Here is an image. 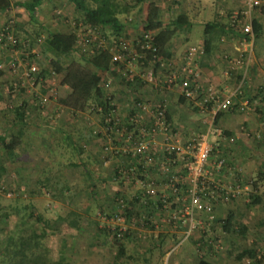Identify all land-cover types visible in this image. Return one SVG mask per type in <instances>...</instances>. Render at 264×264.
<instances>
[{
	"label": "rangeland",
	"instance_id": "374dc122",
	"mask_svg": "<svg viewBox=\"0 0 264 264\" xmlns=\"http://www.w3.org/2000/svg\"><path fill=\"white\" fill-rule=\"evenodd\" d=\"M19 1L25 0H11L13 3ZM211 1L212 0H200L202 5L206 3L209 4V6H205L207 7V17L209 20H212L214 12L218 11L216 10V7L218 6L212 5L210 3ZM170 3V0H160L161 5H168ZM183 4L186 8L189 7L191 10H193V6H197V3H194L193 0H184ZM17 8L22 9L23 12H17ZM204 11L206 13V10H202V15H205ZM22 14H24L25 19L22 18ZM133 14L134 13L132 12L120 16L124 23L121 37L128 42L130 48H135V44H137L142 30L140 19ZM173 14L174 6L171 7V10L166 9L162 13L163 21L169 22ZM129 17L131 20H129ZM11 19L14 22V34L20 40V47H17L16 50H11V47L0 44V65L6 70V73L3 76H0V79L3 80L2 82H10V84L12 82V85L14 83V93L19 95L24 94L28 99L33 98L31 101L33 102L36 99L34 93H45L47 89L44 90V88H47V84L57 89L61 78L60 76L51 73L46 75V78H44L45 80L39 78V82L33 89L27 90L19 87L17 84V78L14 76L11 69V63L12 61L20 63L24 62L25 53L28 51L24 41H29L31 47L35 46L40 51V44L43 42L44 37L49 31L71 32L77 30V33H79L82 32L80 24L85 26L93 24L83 23V20L80 19V13L74 8L73 4L67 0L43 1L41 5L36 8L35 20H31V14L28 10L23 7L14 6L9 10L0 12V28ZM195 27L197 28L199 35L202 34L204 26L202 24H195ZM93 30L96 32L95 34L98 38L103 39L104 43H110L111 47H113V40H115L118 35L113 33L110 28L107 26H95V29ZM189 43L194 42L193 40H190ZM180 45L182 46L184 43L182 42ZM175 46L176 43L173 38L171 48H174ZM86 48H91V46H83L77 42V52L69 53L65 56V61L71 62L78 58L77 53L85 55L90 54L91 51ZM33 60L37 62L40 72L43 67L50 68V66H48V58H46L45 55H42V53H40L39 57H35ZM19 65L22 67V64ZM135 69L138 71V68ZM111 77H115L116 79H112V81L108 83L107 90L108 92L115 93L114 95L120 101V107L123 108L125 101L128 98L127 94L129 93V90L133 89L137 92L141 87H138L139 84H133L128 87L125 86L126 84L120 85L121 83L119 82L118 76L109 74V72L102 73V78L105 83H107V80ZM142 87L147 89L150 95L154 93L153 89L149 86L144 85ZM3 88L6 90L4 91L5 94L9 95L11 90L10 85H8V87L3 86ZM164 97L167 100V108L169 109L170 105L174 108L173 91L167 92ZM54 103L56 104V100H51L42 106L39 104L35 105L45 112H54V108H52ZM57 110L60 111L61 109L57 108ZM84 112H86L85 120H82L84 122V127L86 126V128H88V130L90 129V132H92L97 128L99 117L92 113L93 111L89 112L87 110ZM170 117L174 122V118L172 116ZM71 118L72 117H70V123L74 127L75 123ZM51 124L53 125L54 123ZM58 130L59 129L54 132L57 137L51 134V137L54 139V144L52 143V145H54L53 147H48L46 145L47 143H44L45 141L48 142L47 140L43 141L38 138L39 140L36 141L34 148V158L29 157L32 155V150L24 149V154L26 158H29L28 160L24 159L22 165L6 161L3 166L4 170L0 171V184H4L10 190L16 188V191L19 193L18 196H21L23 199L21 202L24 204H26V202L28 203L29 197L33 202V205H31L29 209L25 210L22 208L19 215L11 213L8 218L0 217V259L4 258V251L12 237L15 238L18 234H26L31 230L44 234V237L40 239L39 248L35 250L32 264H152L155 261H158L159 264H197L194 243L200 242L202 233L205 234L206 240H211L209 246H207L208 243L204 244L202 248L203 256H205L207 260H210L211 258L216 259L219 255H221L220 257L224 256L222 253H225L228 249L225 250L226 247L222 244L224 241V235L220 233V225L211 223L212 225L209 226V229L207 227L204 229L193 228L192 230H189V219L184 223L179 219L182 204L186 202L185 191L181 201L178 203L169 202L166 209H163L162 207L160 208V205L157 204L160 196H158V198L148 197L154 201L152 204L153 207L148 206V204L145 203L147 207L142 211L139 217L133 214L132 216L134 217L129 216V218H127L125 215L128 206L127 202L130 203V201H133L137 196H141L144 199V196L140 193L141 189L133 178H125L123 182L107 179L108 177H112L114 169H118L119 165L118 162L113 163L112 161L115 160L116 157L104 154L101 147H96L92 151L89 149L87 150V152H92V160H96L95 165L91 166L92 173L95 178L98 175L100 176L97 178V183L91 185L94 187L92 191H95L97 195L94 196L90 194L88 184L85 183L75 171H73V166H71L76 155L72 154L69 148L60 146L59 142L61 139L59 138L60 134L57 132ZM92 135L94 136L95 141H97L98 136L93 132ZM254 140L256 139L254 138ZM96 143L100 146L99 141ZM3 151L5 150L3 149ZM84 152L85 151H82L81 153ZM87 156L89 157L88 154ZM103 161H105V163H103ZM96 163H99L100 168H97ZM59 169L66 171L67 176L70 179L69 183L66 181L61 182L56 179L63 178L60 174H58V176L54 173L55 171L58 172ZM178 169L182 174L184 181L183 186L186 188V186H188V179L186 178L182 161L181 165L178 166ZM140 173L141 170L137 172L138 176ZM242 173L238 176L233 175L235 180H237L238 177H241ZM50 175L51 178L48 179ZM71 175H75L73 179L71 178ZM42 178L43 183L46 184H50L51 180L52 182L53 180L57 181L56 184L61 186L62 184H67L70 187L68 189L69 192L66 195V193L62 191L65 195L59 193L57 197L48 196L47 193L43 191V183L40 182V179ZM115 191H117L118 195H121V200H117ZM14 197L17 196L15 195L13 198ZM13 198H0L2 206L8 204L6 210L9 212L10 208L16 206V202ZM169 198L171 199V197ZM232 199L235 201L239 200L237 197ZM232 199L221 203H225L226 205V203L232 202ZM240 199L244 200V197H241ZM249 200L250 197H248V201ZM36 206H38V209ZM18 208H21V206L18 205ZM33 208L37 210L35 216L39 215L40 220L33 216H28L30 210ZM137 208H139V205L130 204L128 210H130L131 213H135ZM68 209L80 210L83 214H91L93 222L89 223L90 221L88 220L89 222L79 229L64 225L58 221L57 214L60 213V215H64ZM60 210L63 211L60 212ZM149 213H152V215L150 216ZM214 215L217 217L215 207ZM201 216H203V214L195 215L193 218L199 219ZM44 217H51L53 220H57V222L50 221L44 225ZM203 217L205 218V216ZM148 219L150 220L149 223H145ZM116 231H122L129 236H127L128 238L125 237L123 240L125 245V256L119 261L114 259L115 253L117 252L116 245L110 240V235L114 234ZM162 240L164 241L161 242ZM213 244H216V247L212 246ZM231 250L232 249L225 253L231 260V264H249L246 258H243L240 262L233 260L234 253L233 251L231 252ZM187 258H190L191 261H184Z\"/></svg>",
	"mask_w": 264,
	"mask_h": 264
},
{
	"label": "crops",
	"instance_id": "0c3cea01",
	"mask_svg": "<svg viewBox=\"0 0 264 264\" xmlns=\"http://www.w3.org/2000/svg\"><path fill=\"white\" fill-rule=\"evenodd\" d=\"M43 1L45 0H42L39 5ZM193 1L197 3L195 2L196 0ZM210 3L218 6L216 10L219 8V15L217 14L218 11L214 12L213 19L220 20L221 23H226L224 16L226 9L243 10L247 8L244 0H212ZM196 5L193 6V10L187 7V9L191 10H187L191 23L186 28H182L177 32L174 37L176 46L169 48L172 53L171 57H174V59L181 58L189 46L203 45L204 43L205 23L209 21L207 7L205 6H209V4L202 5L198 2ZM16 10L19 13L23 12L22 9L17 8ZM202 10H206V13L204 11L205 15L201 14ZM261 12V9L253 8L250 10L247 18L252 27L254 19L261 23V32L257 36L255 34L252 42L243 43L242 34L239 31L228 29L226 31L224 29L222 33L214 34L215 36L209 48H204V53L196 61V67L199 72L196 82L200 89L212 88L221 97H231L232 99V108L218 112L214 118L213 127L221 129L227 135H233L235 143L227 145L217 139L213 134V128L208 130L207 119L209 118V111H200L197 107H193L191 105L193 102L183 98L178 86H175L174 90H172L174 108L170 105L168 109L169 116L174 118L177 133L174 138V144L182 147L188 142L193 141L197 136L208 132V141L214 146L212 156L207 165L209 179L227 187H239V193L236 195L239 200L235 201L231 198L232 202L226 203V205L225 203H221L223 201H220L216 203L215 211L220 220L229 212L234 213L233 226L235 230L229 234L223 232L222 229L220 230V233L224 235L222 244L226 247L225 250L232 249L231 252L233 251L234 253L233 260L240 262V260L246 258L249 264H256L258 260V264H264V139L261 141L254 140L253 136L258 132H262L264 128V84L262 82L264 74V14ZM22 18L25 19L24 14H22ZM195 24H202L204 26L202 34L199 35ZM190 40H193L194 43H189ZM182 42L184 45L181 46L180 43ZM240 55L245 57L248 63L247 67L229 68L226 60ZM0 70L2 71L0 76H3L6 70L1 65ZM2 81L0 79V139L8 142L13 136L19 134H21V138L19 140L20 145L12 153H6L0 146V171L4 170L3 166L6 161L22 165L24 159L28 160L29 158H26L24 154V149L32 150V155L29 157L34 158V148L36 141L39 140L38 138L43 141L47 140L48 142L45 141L44 143H47L48 147H53L52 143L54 139L51 137V134L57 137L54 132L59 129L57 132L60 134V146L69 148L72 154L76 155L71 164L74 169L73 171L88 184V181H90L88 171L93 174L91 166H94L96 161L92 160L93 155L90 151L96 147L100 148V146L96 143L99 139L95 141L90 129L88 130L86 126L84 127L82 120H85L86 112H66L61 105L57 106L55 103L52 106L54 112H45L35 105L37 104L36 100L31 102L33 98L28 99L24 94L19 95L14 93V83L12 85V82L10 84V82ZM8 85H10L11 89L9 95L5 94L4 91L6 90L3 88V86L8 87ZM133 92L130 90L129 94ZM134 93L150 101L156 99L157 96L154 93L150 95L148 90L143 87ZM245 102L248 103V109L245 112H239L236 108L237 105ZM16 104H23L20 111H16ZM57 108L61 110L58 111ZM70 117H72L71 120L75 123L74 127L70 123ZM49 121L54 124L52 125ZM88 149L90 150L89 152H87ZM82 151L85 152L81 153ZM218 154H222L231 166L226 165L218 169L213 162L214 157ZM112 161L113 163H117L119 159L115 158ZM179 165H181V160H178L177 167ZM96 166L100 168L99 163H96ZM238 166H241L244 170L241 177L235 180L233 168ZM54 173L55 175L60 174L63 177L60 181L70 182L66 171L59 169L58 172L55 171ZM51 175L48 179L51 178ZM75 175H71V178L73 179ZM98 177L100 176L94 177L96 180L95 184L98 181ZM157 183L161 193H168L170 191L169 186L164 180L159 179ZM43 191L48 196H52V193H54L53 190L51 192L50 190L47 191L45 187ZM89 192L92 195L97 194L91 189H89ZM252 195L257 196V202L250 205L251 201H248V197ZM241 197H244V200H241ZM144 198H147V196H144ZM32 210H30L34 214L32 216L34 218L39 217V215L35 216L37 210L35 208ZM62 211L60 210V212ZM76 211L81 212L80 210ZM57 217L58 221L64 225H68L60 213L57 214ZM90 220L89 223H92V216ZM50 221L57 222V220H53L51 217H44L43 224L46 225ZM82 226L80 225V228ZM249 250V253L256 255V259L253 260L249 257L250 255L247 253ZM225 253H222L223 257L219 255L216 259L211 258L212 260H207L206 257L205 259L212 264H231V260ZM184 261L191 260L187 258Z\"/></svg>",
	"mask_w": 264,
	"mask_h": 264
},
{
	"label": "built area",
	"instance_id": "2783aa9c",
	"mask_svg": "<svg viewBox=\"0 0 264 264\" xmlns=\"http://www.w3.org/2000/svg\"><path fill=\"white\" fill-rule=\"evenodd\" d=\"M245 3L247 8L233 10L227 28L231 31H239L242 34L243 43H250L254 39V32L247 18L253 8H264V0H245ZM129 20H131L130 17ZM13 24L11 19L0 28V44L16 50L20 47V40L14 34ZM80 25L82 32L77 33L80 45L91 46V48H86L91 52L99 48H107L112 53L114 69L124 78V84H139L138 87L147 85L157 95L156 99L150 101L141 98L132 89L134 92L127 94L128 98L123 108L120 107V101L115 95H109L110 109L102 115L97 128L92 131L98 136L101 150L106 155L119 157L118 165L120 166L117 172L122 180L135 179L143 196L150 198L160 196L158 201L163 209L167 208L169 202L181 201L185 191L186 202L180 209L181 222L184 223L189 219V230L207 227L209 229L216 219L214 215L216 203L226 202L236 197L239 187H227L209 179L207 165L214 146L208 141V132L197 136L182 147L174 144L176 128L168 116L167 100L164 97L167 92L178 86L181 95L193 102L191 103L193 107H197L200 111H209L208 130L213 128V134L217 139L227 145L235 143L233 135H227L221 129L213 127L214 118L218 112L232 108L231 97H221L212 88L201 90L196 82L199 74L196 61L204 53L203 45L189 46L179 59L161 58L153 46L151 31L142 28L137 41L141 47L138 50L130 48L121 35L113 40L114 44L111 47L110 43H104L103 39L98 38L93 25ZM24 44L28 49L24 62L12 61L11 69L17 78L18 86L29 90L35 88L39 82L37 76L40 68L33 59L39 57L40 51L35 46L31 47L29 41H24ZM147 50L150 53H147ZM226 61L229 68H246L248 65L243 55L228 58ZM18 63L22 64V67ZM135 68H138V71ZM112 79L116 78H109L106 84L109 85ZM262 82L264 84V74ZM46 87L45 93H34L37 104L41 106L58 97V89L49 84ZM236 108L239 112H245L248 109V103L239 104ZM253 136L259 141L263 140L264 128L262 132ZM178 160L183 162L188 179L186 188L183 186L182 174L177 167ZM213 162L218 169L230 165L222 154L216 155ZM139 170L141 173L138 176ZM242 171L241 166L233 168L234 176L240 175ZM159 179L164 180L169 186L168 193L159 191L157 183ZM15 195H18L15 191L0 184V197L11 198ZM199 214H203L205 218L203 216L199 219L193 218ZM209 243L211 244V240H208V246ZM212 246L216 247V244Z\"/></svg>",
	"mask_w": 264,
	"mask_h": 264
},
{
	"label": "trees",
	"instance_id": "16d2710c",
	"mask_svg": "<svg viewBox=\"0 0 264 264\" xmlns=\"http://www.w3.org/2000/svg\"><path fill=\"white\" fill-rule=\"evenodd\" d=\"M41 1L42 0H25L22 2L12 3L11 0H0V12H4L6 10L11 9L13 5L21 6L30 12L31 20H35L36 7L39 6ZM67 1L72 3L74 8L80 13V19L83 20V23L93 24L94 27L107 26L112 30L113 33L117 35H121V31L124 29V23L122 22V17L120 18V16L133 12V15L140 19L141 27L143 28V30L152 32L153 46L156 48V53L161 58L171 57L172 53L170 52L169 48H171L172 39L176 36L177 32L180 29L186 28L191 23L187 12V10L189 9L184 6V0H170L171 3L168 5H161L160 0ZM196 2L197 4L198 2L200 4V0H196ZM171 5L174 6V14L169 20V22H164L162 13L166 9L171 10ZM256 8L261 9V13L264 14V8ZM233 9L234 8L226 9L224 13L226 23H221L220 20L216 19L209 20L205 23V35L203 43V47L205 49L209 48V45L211 44L215 33H222L224 29L227 31L229 18L231 13L233 12ZM217 10V14L219 15V8ZM252 23V28L255 37V34L257 36L259 32H261V23L256 19H254ZM77 42L78 36L77 31L75 30L71 32L49 31L44 37L43 42L40 44V53H42V55H45L46 58H48V66H50V68L48 69L46 67H43L37 77L43 80L44 78H46L47 74L51 73L60 76L61 80L57 87V106L61 105L63 109L66 110V112L72 113L84 112L87 110L89 112L93 111L92 113L96 114L99 119H101L102 115L106 114L107 110L110 109L109 95L113 96L115 94L114 92H108V86L105 81H103L102 73L109 72V74L118 76L119 82L121 83L120 85H123L125 83V80L124 78H122L121 75H119L115 71L114 63L112 62V53L107 48L96 49L94 52H91L88 55L77 53L78 58L72 60L71 62H66L65 56H67L69 53L77 52ZM135 48L139 50V48H141L140 43L137 42V44H135ZM147 53H150V51L147 50ZM1 74L2 71L0 70V75ZM125 86L128 87L130 85L127 84ZM44 90H46V88H44ZM15 107L16 111H20V109H22L23 107V104H16ZM99 107L101 108V110L98 111L97 109ZM20 138L21 134L13 136V138H11L8 142L0 139V146L5 150L6 153H12L15 148L20 145ZM116 169H114L112 177H108L107 179L113 181L118 180L123 182ZM88 172V177H90V181L88 182V189L92 190L94 187L91 185L95 183L96 180L93 177L94 174H91L90 171ZM56 179L60 181V179ZM40 182L43 183V178L40 179ZM50 182V184L43 183V188L45 187L47 191L50 190V192L53 190V197H57L58 193H62V191L65 192L66 195L69 192L68 189L70 187L67 184H62L61 186L57 185V181L55 180H53V182L51 180ZM16 190L17 189L15 188L13 191H15L19 195ZM115 192L117 195V200H119L121 198V195H118L117 191ZM18 195H16L17 197H12L16 202V206L10 208V212L6 210V206L8 204L2 206L0 203V217L2 216L3 218H8L11 213L19 215L22 208L27 210L31 207V205H33V202L30 197L28 199V203L25 201L26 204H24L23 202H21L23 199L21 198V196ZM144 199L141 196H137L133 199L134 202H127L128 206L125 212L127 218H129V216H132L133 214L139 217L142 211H144L147 207L145 203H147L148 206L153 207L152 204L154 201L152 199H149L148 197ZM250 201V205L256 203L257 196H250ZM130 204L139 205V208H137V211H135V213H131V211L128 210ZM157 204L160 205L161 208L160 201H158ZM18 205L21 206V208H18ZM31 213L32 212H30L28 216H34V214ZM149 215L151 216L152 213H149ZM61 217L63 218V220L66 221V223L70 227L76 229H79L80 225H85L87 222L91 221V214H81V212H78L73 209H68L67 213L65 215H61ZM37 219L40 220L39 217H37ZM233 219L234 213L229 212L224 218H222V220L216 217L213 223L220 225L222 231L229 234L235 230L233 226ZM149 221L150 220L148 219L145 221V223H149ZM43 235V233H37L34 230H31L26 234H18L15 238L12 237L4 251V258L0 259V264H32L33 256L35 255V250L39 248L40 239L44 237ZM127 236V233L124 234V232L122 231H116L114 234L110 235L111 242L116 245L117 252L114 256V259L116 261H119L125 256V245L123 240ZM163 241L164 240H162L161 242ZM206 243H208V240L205 239L204 233H202L201 235L200 242L194 243V247L196 248V255L198 257L197 264H212L205 259V256H203L202 248ZM249 252L250 250L247 252L250 255L249 257L253 260L256 259V255L251 254ZM258 261L256 262V264L259 263ZM152 264L159 263L158 261H155Z\"/></svg>",
	"mask_w": 264,
	"mask_h": 264
}]
</instances>
